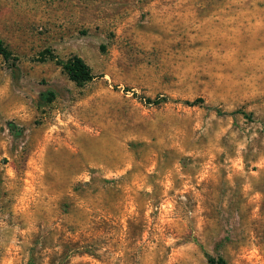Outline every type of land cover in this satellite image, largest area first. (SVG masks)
I'll use <instances>...</instances> for the list:
<instances>
[{"label":"rangeland","instance_id":"obj_1","mask_svg":"<svg viewBox=\"0 0 264 264\" xmlns=\"http://www.w3.org/2000/svg\"><path fill=\"white\" fill-rule=\"evenodd\" d=\"M0 39V264H264V0H0Z\"/></svg>","mask_w":264,"mask_h":264},{"label":"trees","instance_id":"obj_2","mask_svg":"<svg viewBox=\"0 0 264 264\" xmlns=\"http://www.w3.org/2000/svg\"><path fill=\"white\" fill-rule=\"evenodd\" d=\"M0 56L2 59L10 65V68L15 69L17 58L12 55L9 49L5 46L3 41L0 39ZM61 65L62 70L67 75L68 79L77 86H81L86 82L93 79L90 68L77 56H72L68 58L63 63H58ZM51 95V93H48ZM208 264H226L225 260L221 257H211L207 256Z\"/></svg>","mask_w":264,"mask_h":264}]
</instances>
